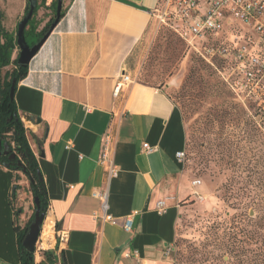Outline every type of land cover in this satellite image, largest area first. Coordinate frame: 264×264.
I'll list each match as a JSON object with an SVG mask.
<instances>
[{
	"label": "crops",
	"instance_id": "obj_1",
	"mask_svg": "<svg viewBox=\"0 0 264 264\" xmlns=\"http://www.w3.org/2000/svg\"><path fill=\"white\" fill-rule=\"evenodd\" d=\"M52 1L38 10L40 26L50 19ZM127 1L64 0V16L15 90L48 191L47 249L56 250L58 264H175L170 247L182 202L193 190L177 158L186 149V126L167 88L142 78L160 0ZM27 5L0 0L9 31ZM124 74L132 81L117 92ZM106 148L119 168L113 177L101 162ZM101 192L117 221L101 218L95 194ZM161 199L163 213L157 210ZM34 204L25 174L0 162V264H22L15 225L28 223ZM133 211L132 231H126L124 219ZM133 249L139 257L125 255Z\"/></svg>",
	"mask_w": 264,
	"mask_h": 264
},
{
	"label": "rangeland",
	"instance_id": "obj_2",
	"mask_svg": "<svg viewBox=\"0 0 264 264\" xmlns=\"http://www.w3.org/2000/svg\"><path fill=\"white\" fill-rule=\"evenodd\" d=\"M154 19L142 78L165 86L182 112L187 133L183 174L193 187L182 202L177 236L170 247L173 260L201 264L200 259L214 247L217 222L228 224L237 215L245 249L256 251L264 246V130L257 107L242 100L233 88L236 75L230 73L237 61L218 58L211 64L192 54L169 25L155 15ZM235 24L226 28L229 39L256 37L252 26ZM17 30L12 31L17 34ZM35 40L27 33L30 45ZM19 52L18 47L14 58ZM196 179L201 183L194 185Z\"/></svg>",
	"mask_w": 264,
	"mask_h": 264
},
{
	"label": "built area",
	"instance_id": "obj_3",
	"mask_svg": "<svg viewBox=\"0 0 264 264\" xmlns=\"http://www.w3.org/2000/svg\"><path fill=\"white\" fill-rule=\"evenodd\" d=\"M160 6V7H159ZM154 15L161 23L169 25L188 44L197 55L211 64L218 58L236 60L237 65L230 75H236L233 88L244 101L253 102L257 107L258 122L263 124L264 130V0H160L154 10ZM252 26L256 37L245 38L235 36L233 40L226 34L228 25L235 26V22ZM132 81L130 75L120 77L116 91ZM144 146L151 150L146 143ZM106 148L101 162L107 167L110 177L118 174L119 168L111 158ZM177 158L186 159V150L177 152ZM201 183L200 179L193 181L194 185ZM102 201L103 220L117 221L112 214L107 213V192L95 193ZM157 210L163 213L167 210L165 200L157 203ZM133 211L124 219V229L132 231ZM46 219V217H45ZM36 243V258L42 250L47 249L43 244V232ZM62 233L61 240L66 239ZM127 257H139V251L133 249L125 253Z\"/></svg>",
	"mask_w": 264,
	"mask_h": 264
},
{
	"label": "trees",
	"instance_id": "obj_4",
	"mask_svg": "<svg viewBox=\"0 0 264 264\" xmlns=\"http://www.w3.org/2000/svg\"><path fill=\"white\" fill-rule=\"evenodd\" d=\"M62 1L61 18L65 14V2L64 0ZM28 5L26 13L29 9ZM45 5L46 0H38L34 14L25 30L26 40L27 33L36 37V40L33 41V45L49 30L56 17L58 0H53L49 5L51 8L50 19L43 26H40L42 20L38 17V10ZM2 20L3 13H0V71L10 65H13V67L7 69L3 74H0V140L2 142L0 145V150L2 151L0 154V162L9 169L25 174L29 182V189L33 195L34 202L37 198L41 212L47 213L49 196L45 180L40 170L39 161L29 143L26 127L19 114L15 96L13 98L10 96L13 78H16L15 87H17L18 83L27 76L29 65L22 66L18 63L19 53L15 58L13 57L15 50L18 48L17 34L13 31H9L4 26ZM190 51L192 54L199 57L193 50L190 49ZM5 150L9 152L5 154ZM12 154H15V157H11ZM16 180H18V176ZM16 186L17 184H15L14 187ZM11 196L12 202L14 203L15 197L13 193ZM34 206V213L28 223L23 227L18 224L15 225L18 234L21 262L22 264H58L59 259L55 249L42 250L39 256L40 258L38 257L36 260L35 252L30 251L23 245V240L29 230V225L34 220L37 205L34 204ZM19 213L20 208L15 207V216L18 217ZM240 218V215H237L229 222L230 224H226V222L223 221L217 222L216 227L218 230L214 233V237L211 241V245L214 247L212 250L207 251L202 259H200L199 262L201 264H264V246L259 247L253 252L249 249H245L243 245L244 240L242 239L243 229L240 226ZM262 227L264 228V226ZM262 238L264 241V231L262 233Z\"/></svg>",
	"mask_w": 264,
	"mask_h": 264
},
{
	"label": "water",
	"instance_id": "obj_5",
	"mask_svg": "<svg viewBox=\"0 0 264 264\" xmlns=\"http://www.w3.org/2000/svg\"><path fill=\"white\" fill-rule=\"evenodd\" d=\"M125 2H128L127 0H123ZM28 12L24 15V17L20 20L18 24V30H17V44L18 47L20 48L19 52V57H18V63L22 66L29 65L30 61L32 58L37 54V52L40 50V48L43 46L51 32L54 30L56 27L57 23L59 22L62 14V7H63V1L58 0V5H57V11H56V17L55 20L52 22L49 30L43 35V37L34 45H30L25 36V30L26 27L32 18L34 14V10L37 6L38 0H28ZM16 78H13L12 80V86L10 89V96L13 98L15 96V90H16ZM1 140H0V145H1ZM7 146V145H5ZM9 151L5 150L4 153L7 154ZM2 151L0 150V154ZM11 157H15V154H12ZM35 204L37 205L35 215H34V220L30 223L29 225V230L27 231L24 240H23V245L27 249H29L32 252H35L36 250V243L38 241V238L41 233L42 225L45 221L46 213L41 212L39 208V202L38 199H35Z\"/></svg>",
	"mask_w": 264,
	"mask_h": 264
},
{
	"label": "bare ground",
	"instance_id": "obj_6",
	"mask_svg": "<svg viewBox=\"0 0 264 264\" xmlns=\"http://www.w3.org/2000/svg\"><path fill=\"white\" fill-rule=\"evenodd\" d=\"M48 229V228H47ZM49 233V234H48ZM42 238H43V246L44 247H48V243H49V239L51 238V234H50V230L49 231H47L46 230V227H44V232H43V236H42Z\"/></svg>",
	"mask_w": 264,
	"mask_h": 264
}]
</instances>
